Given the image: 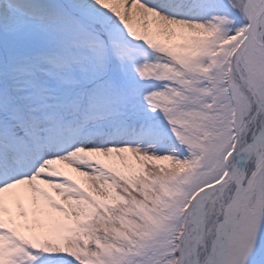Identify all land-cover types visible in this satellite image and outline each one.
Masks as SVG:
<instances>
[{"label":"snow or ice","instance_id":"6c2138e0","mask_svg":"<svg viewBox=\"0 0 264 264\" xmlns=\"http://www.w3.org/2000/svg\"><path fill=\"white\" fill-rule=\"evenodd\" d=\"M0 264H264V0H0Z\"/></svg>","mask_w":264,"mask_h":264}]
</instances>
